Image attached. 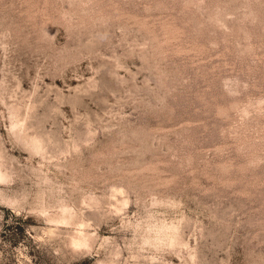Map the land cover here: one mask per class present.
Wrapping results in <instances>:
<instances>
[{"label": "rangeland", "instance_id": "1", "mask_svg": "<svg viewBox=\"0 0 264 264\" xmlns=\"http://www.w3.org/2000/svg\"><path fill=\"white\" fill-rule=\"evenodd\" d=\"M0 264H264V0H0Z\"/></svg>", "mask_w": 264, "mask_h": 264}]
</instances>
